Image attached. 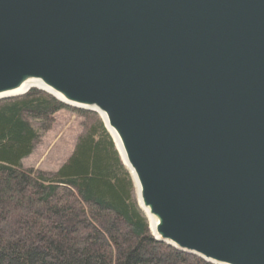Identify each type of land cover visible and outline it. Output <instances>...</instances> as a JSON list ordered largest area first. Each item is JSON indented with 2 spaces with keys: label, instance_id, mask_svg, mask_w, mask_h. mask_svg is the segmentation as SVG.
Returning <instances> with one entry per match:
<instances>
[{
  "label": "water",
  "instance_id": "water-1",
  "mask_svg": "<svg viewBox=\"0 0 264 264\" xmlns=\"http://www.w3.org/2000/svg\"><path fill=\"white\" fill-rule=\"evenodd\" d=\"M96 112L152 235L264 264V0H0V100Z\"/></svg>",
  "mask_w": 264,
  "mask_h": 264
},
{
  "label": "trees",
  "instance_id": "trees-1",
  "mask_svg": "<svg viewBox=\"0 0 264 264\" xmlns=\"http://www.w3.org/2000/svg\"><path fill=\"white\" fill-rule=\"evenodd\" d=\"M63 109L84 117L55 171L24 167ZM0 264H211L157 241L101 117L31 89L0 100Z\"/></svg>",
  "mask_w": 264,
  "mask_h": 264
},
{
  "label": "rangeland",
  "instance_id": "rangeland-1",
  "mask_svg": "<svg viewBox=\"0 0 264 264\" xmlns=\"http://www.w3.org/2000/svg\"><path fill=\"white\" fill-rule=\"evenodd\" d=\"M55 118L52 128L42 134L33 153L22 160L24 167L55 171L72 153L83 130L84 117L76 111L63 109ZM135 196L137 199L136 190Z\"/></svg>",
  "mask_w": 264,
  "mask_h": 264
}]
</instances>
